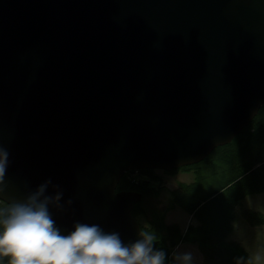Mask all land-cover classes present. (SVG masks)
<instances>
[{
	"label": "water",
	"instance_id": "obj_1",
	"mask_svg": "<svg viewBox=\"0 0 264 264\" xmlns=\"http://www.w3.org/2000/svg\"><path fill=\"white\" fill-rule=\"evenodd\" d=\"M263 105L264 0H0L3 198L51 179L62 232L134 242L125 174L197 164Z\"/></svg>",
	"mask_w": 264,
	"mask_h": 264
},
{
	"label": "trees",
	"instance_id": "obj_2",
	"mask_svg": "<svg viewBox=\"0 0 264 264\" xmlns=\"http://www.w3.org/2000/svg\"><path fill=\"white\" fill-rule=\"evenodd\" d=\"M178 171L195 173L192 181L182 182L171 191L168 209L179 207L187 213V225L168 222L166 208L154 201L162 186L147 187L131 174L157 180L156 169L130 171L118 184L117 191L143 195L133 210L143 233L152 235L155 246L165 252L195 246L202 257L200 264H259L236 234L242 220L252 226L264 225V212L244 204L248 196L264 193V105L231 143L215 148L197 164L164 174ZM4 207L6 203L0 201V208ZM2 262L8 264V258L0 257ZM166 263L171 264L169 260Z\"/></svg>",
	"mask_w": 264,
	"mask_h": 264
},
{
	"label": "clouds",
	"instance_id": "obj_3",
	"mask_svg": "<svg viewBox=\"0 0 264 264\" xmlns=\"http://www.w3.org/2000/svg\"><path fill=\"white\" fill-rule=\"evenodd\" d=\"M8 166L9 153L0 145V201L6 203L0 208V257L8 258V264H166L167 253L155 246L149 234L125 243L118 232L84 222L62 232L50 206L63 209L64 193L51 179L22 201L4 199ZM173 259L176 264H193L194 257L190 251L176 252Z\"/></svg>",
	"mask_w": 264,
	"mask_h": 264
},
{
	"label": "rangeland",
	"instance_id": "obj_4",
	"mask_svg": "<svg viewBox=\"0 0 264 264\" xmlns=\"http://www.w3.org/2000/svg\"><path fill=\"white\" fill-rule=\"evenodd\" d=\"M137 172V171H136ZM156 173L159 178L157 180H146L139 173H131L134 174L133 178L136 181H140L147 187H152L153 189H160L159 187H163L159 194L156 196L154 201H156L160 207L166 208L167 210V220L168 222H179L182 225H187L190 222V217L187 213L182 211L179 207L176 209L168 210L171 206L170 197L171 191L179 186L182 182H190L194 179L195 173L192 172H184L178 171L172 175L164 174L163 170L156 169ZM135 176V177H134ZM152 189V191H153ZM244 204L246 206H251L253 209L264 212V193L261 194H253L248 196ZM239 220L237 221V225L239 224ZM245 225V226H242ZM242 224L237 229V238L243 242L245 247L259 264H264V225L262 226H252L248 222L242 220ZM249 229V230H248ZM192 252L194 260L193 264H200L202 261V257L199 254V251L195 246L192 245H184L181 246L172 252L167 253V260L171 262V264H176L173 259V253L176 252ZM2 264H7L2 262Z\"/></svg>",
	"mask_w": 264,
	"mask_h": 264
}]
</instances>
